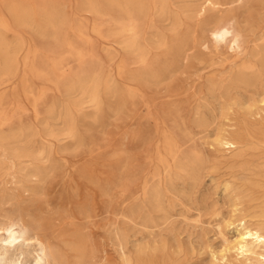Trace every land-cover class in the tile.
<instances>
[{"label": "rangeland", "instance_id": "obj_1", "mask_svg": "<svg viewBox=\"0 0 264 264\" xmlns=\"http://www.w3.org/2000/svg\"><path fill=\"white\" fill-rule=\"evenodd\" d=\"M12 225L45 264H264V0H0Z\"/></svg>", "mask_w": 264, "mask_h": 264}, {"label": "bare ground", "instance_id": "obj_2", "mask_svg": "<svg viewBox=\"0 0 264 264\" xmlns=\"http://www.w3.org/2000/svg\"><path fill=\"white\" fill-rule=\"evenodd\" d=\"M211 38L217 43L227 40L226 35L218 31L211 32ZM232 47H238L236 40L232 41ZM226 144L234 146L231 142ZM24 232L14 225L0 228V264H37L38 260L46 263V258L54 259L53 252L47 250L41 242L26 236ZM13 234H15V243L9 244L8 241L13 238ZM262 238H264V232L246 227L245 231L236 238L235 247L242 255L248 256L254 253L255 247L264 246ZM26 256L33 258L32 263H28Z\"/></svg>", "mask_w": 264, "mask_h": 264}, {"label": "clouds", "instance_id": "obj_3", "mask_svg": "<svg viewBox=\"0 0 264 264\" xmlns=\"http://www.w3.org/2000/svg\"><path fill=\"white\" fill-rule=\"evenodd\" d=\"M264 239V238H262ZM9 244L15 243V234H13V238L11 240L8 241ZM37 264H45V261L43 260H38Z\"/></svg>", "mask_w": 264, "mask_h": 264}]
</instances>
